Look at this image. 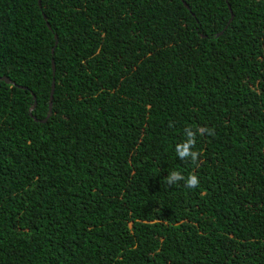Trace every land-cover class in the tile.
I'll return each instance as SVG.
<instances>
[{
  "label": "trees",
  "instance_id": "trees-1",
  "mask_svg": "<svg viewBox=\"0 0 264 264\" xmlns=\"http://www.w3.org/2000/svg\"><path fill=\"white\" fill-rule=\"evenodd\" d=\"M0 264H264V0H0Z\"/></svg>",
  "mask_w": 264,
  "mask_h": 264
},
{
  "label": "clouds",
  "instance_id": "clouds-1",
  "mask_svg": "<svg viewBox=\"0 0 264 264\" xmlns=\"http://www.w3.org/2000/svg\"><path fill=\"white\" fill-rule=\"evenodd\" d=\"M201 133L204 131H208L207 129H199ZM188 139L176 146V152L179 155L181 159H184L185 157L191 156V159L193 162H195L199 156V153L192 150V145H194V133L192 131H189ZM181 179H184V177L179 172H172L168 177L167 181L169 184L175 183L177 181H180ZM186 186L188 188H195L199 185V179L195 174H191L188 176V178L185 181Z\"/></svg>",
  "mask_w": 264,
  "mask_h": 264
},
{
  "label": "water",
  "instance_id": "water-1",
  "mask_svg": "<svg viewBox=\"0 0 264 264\" xmlns=\"http://www.w3.org/2000/svg\"><path fill=\"white\" fill-rule=\"evenodd\" d=\"M35 107V105L33 104V106H31V109H33ZM48 108H50V110H51V102H49V105H48ZM49 110V111H50ZM49 113V112H48Z\"/></svg>",
  "mask_w": 264,
  "mask_h": 264
}]
</instances>
